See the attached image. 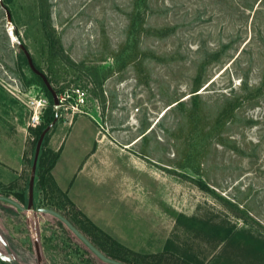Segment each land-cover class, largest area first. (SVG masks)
I'll return each mask as SVG.
<instances>
[{
  "label": "rangeland",
  "instance_id": "1",
  "mask_svg": "<svg viewBox=\"0 0 264 264\" xmlns=\"http://www.w3.org/2000/svg\"><path fill=\"white\" fill-rule=\"evenodd\" d=\"M7 6L11 24L0 5V150H17L18 165L0 161V194L24 208L0 200V233L13 254L39 264L37 237L40 264L105 263L43 206L88 228L78 208L131 251L164 250L171 264H264V0ZM14 30L63 96L47 136L72 130L62 185L77 208L50 185L25 208L31 129L42 117L29 122L48 98ZM177 98L186 110L164 114ZM72 155L86 167L73 175Z\"/></svg>",
  "mask_w": 264,
  "mask_h": 264
},
{
  "label": "trees",
  "instance_id": "2",
  "mask_svg": "<svg viewBox=\"0 0 264 264\" xmlns=\"http://www.w3.org/2000/svg\"><path fill=\"white\" fill-rule=\"evenodd\" d=\"M3 1L6 5L9 2V0H3ZM20 55H21V58L27 63L26 57L21 50H20ZM36 66L40 69V67L37 64H36ZM35 76L40 80L41 84L43 85V90L46 94V97L48 98V106L46 107V109L44 110V113L41 116L42 122L40 123V125H38L34 129H31V132L35 135L34 147H35V143H36L37 138H38L40 132L42 131V129L53 120L55 114L58 111V108L55 107L53 104V99H52L51 93L47 90V88L43 84L40 77L36 74H35ZM55 89H56L58 95L60 96L61 91L57 88H55ZM62 94H63V92H62ZM194 98H196V97H194ZM185 107H186L185 101L180 100V98H177L174 101V104L165 110L164 114L168 110H169V112H174L177 110L185 109ZM183 114H185V113H183ZM186 115H187V113L184 116H186ZM47 141H48V136L46 135L44 138L42 147H41V151H40L38 163H37V170H36V177H35V195H37V193L41 189H44L46 186L50 185V186H52V188H56L60 193H62V195L64 196V198L67 200V202L69 204H71L73 207L77 208L75 203L68 198L67 194L63 191H60V189H58V187H57V185L53 179V176L51 174V170H52L53 166L55 165V163L58 159L59 152L54 151L50 148H47L46 147ZM34 147H33V152H32V158H33V153H34ZM32 158H31V162H32ZM27 185H28V181H27ZM17 197L21 200H24L23 193H18ZM77 211L82 215L84 221L87 222V224L89 226L88 228H81L77 225L75 218H73L67 214H64V216L68 220H70V222L74 226H76L99 250H101L107 256L112 257V258L117 259V260H120V261H123V262L131 263V264H171L170 261H168V257L166 255L167 252H165L164 250L158 251L156 253H139V252L131 251V249L124 246L122 243H120L119 241L114 239L111 235H109L103 229H101L100 227L95 225L81 210H79L77 208ZM103 240H106L107 242H109V247H107L105 245ZM128 253L134 254L135 257L130 258L127 255ZM139 256H141L143 258L142 262L139 261V259H138ZM2 262L5 263L4 261H2ZM104 264H106V263H104ZM181 264H188V263L183 258V260L181 261Z\"/></svg>",
  "mask_w": 264,
  "mask_h": 264
},
{
  "label": "water",
  "instance_id": "3",
  "mask_svg": "<svg viewBox=\"0 0 264 264\" xmlns=\"http://www.w3.org/2000/svg\"><path fill=\"white\" fill-rule=\"evenodd\" d=\"M0 5L2 8L5 9L8 24H11L12 23V15H11L10 9L4 3L3 0H0ZM14 38H15V42L18 45L19 49L24 53L29 68L31 69V71L33 73H35L36 75H38L40 77V79L42 80V82L45 85V87L47 88V90L51 93L54 106L58 108L60 106V97H59L56 89L53 87V85L50 82L47 75L35 65L30 51L28 50L25 43L19 38V36L17 35L15 30H14ZM57 120H58V113H56L53 120L42 129V131L40 132V134L37 138V141L35 143L34 153H33V158H32L31 168H30V174H29V179H28V185H27V202H26V207H25L27 210H32V209H34V206H35V177H36L38 158H39V154L41 151L43 141H44L45 136L49 133V131L52 129L53 125L56 123ZM0 200H4V201H6L12 205H15L19 209L24 208L18 201H16L15 199H13L9 196H5V195L0 194ZM38 210L41 212L50 213V214L58 217L60 220H62L74 232V234H76L81 239V241H83L84 244L91 251H93V253H95L101 260H103L106 264H131V263H127V262H123V261L114 259V258L109 257L106 254H104L76 226H74L70 222V220H68L59 211H57L51 207H43V206L39 207ZM0 241L4 245V250L0 249V260L4 261L6 264H23L13 254L12 249L10 248L8 243L4 240L1 233H0ZM34 247H35V253H36L38 263L40 264V261L42 259V255H41V250H40L39 239L37 237L34 238Z\"/></svg>",
  "mask_w": 264,
  "mask_h": 264
},
{
  "label": "crops",
  "instance_id": "4",
  "mask_svg": "<svg viewBox=\"0 0 264 264\" xmlns=\"http://www.w3.org/2000/svg\"><path fill=\"white\" fill-rule=\"evenodd\" d=\"M79 122L78 119H76L75 121V124L77 125V123ZM75 126V125H74ZM74 126L72 127V129L74 128ZM72 131V130H71ZM71 131H67L66 134L62 136L58 139V136L57 134L55 133V131L51 134V136L49 137L48 139V146L52 149V150H55V151H58L59 152V156H58V159L55 163V165L53 166L52 170H51V174L53 176V179L58 187V189H60V191H63L67 194L68 198L73 201L74 203H76L74 201V199H71V197L68 195V190H65V188L63 187L62 185V155H63V150H64V146L66 144V141L69 137V135L71 134ZM76 138V137H75ZM78 138H79V142H85L83 139H85V137H82V131H78ZM87 139V138H86ZM88 142V139L86 140V143ZM77 143V142H76ZM89 143H87L85 145V149L84 151L82 152L81 156L85 157L89 152V146H88ZM8 154L10 153L9 155H7V157H4L0 155V161H9L8 163L9 164H16L18 165V157L16 156L15 158H13V153H17V150H15L13 152L12 149H10V151H3V150H0V154ZM72 160H73V168H72V175L76 172H80L81 170H85L86 167L82 166L79 167V164L82 163V158H75V155H72L71 156ZM81 160V161H80ZM83 164V163H82ZM12 166V165H11ZM77 204V203H76Z\"/></svg>",
  "mask_w": 264,
  "mask_h": 264
},
{
  "label": "built area",
  "instance_id": "5",
  "mask_svg": "<svg viewBox=\"0 0 264 264\" xmlns=\"http://www.w3.org/2000/svg\"><path fill=\"white\" fill-rule=\"evenodd\" d=\"M60 102L62 101L63 99V96L60 95ZM47 103V100L44 99V100H41L39 104L43 106H45V104ZM41 120V111L37 112L36 110L33 112L32 116H31V119H30V122L29 124L30 125H35L37 123H39V121Z\"/></svg>",
  "mask_w": 264,
  "mask_h": 264
}]
</instances>
